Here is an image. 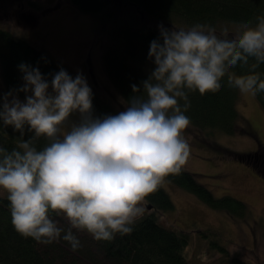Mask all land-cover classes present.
Wrapping results in <instances>:
<instances>
[{
    "label": "clouds",
    "instance_id": "1",
    "mask_svg": "<svg viewBox=\"0 0 264 264\" xmlns=\"http://www.w3.org/2000/svg\"><path fill=\"white\" fill-rule=\"evenodd\" d=\"M157 27L148 50L153 67L131 85L133 95L115 115H95L86 78L63 68L49 80L22 62L23 84L0 92V127L20 137L11 150L0 146V197L22 237L62 239L77 251L73 229L98 241L130 234L146 197L187 162L190 95L222 86L245 96L264 93V13L219 33L202 23Z\"/></svg>",
    "mask_w": 264,
    "mask_h": 264
},
{
    "label": "trees",
    "instance_id": "2",
    "mask_svg": "<svg viewBox=\"0 0 264 264\" xmlns=\"http://www.w3.org/2000/svg\"><path fill=\"white\" fill-rule=\"evenodd\" d=\"M68 1L81 13L96 18L97 27L108 32L110 40L107 43L111 42L102 50L101 64L124 103L133 95L131 85H140L153 67L148 59V50L150 42L159 36V24L180 29L202 23L216 27L219 33L223 27L229 28L264 13V0ZM0 61L3 81L8 90L17 89L23 84V74L18 68L22 62L38 67L49 80L50 73L63 68L44 52L1 28ZM259 70L264 72V65ZM92 93L95 115H115L122 111ZM255 97L264 109V93ZM236 98V90L226 86H222L217 93L203 96L196 92L190 95L191 107L185 114L190 118V124L198 128L219 129L232 135L239 130ZM19 139V133L14 132L11 126L0 127V146L11 150ZM45 142L41 138L37 146L42 147ZM166 179L213 209L225 211L230 216L245 215L246 204L243 201L227 195L214 197L193 173L183 168L179 174H171ZM145 203L151 209L137 219L133 231L123 236L117 234L111 241H98L87 232L73 229L82 246L72 251L62 239L42 244L19 235L11 223L9 202L0 197V264H191L184 254L189 234L163 226L152 212L173 209L168 193L160 186L146 197ZM60 224L65 229L69 227L64 219H60ZM202 235L206 237L204 232ZM210 247L228 255L229 264H252L236 254L229 255L217 241H211Z\"/></svg>",
    "mask_w": 264,
    "mask_h": 264
},
{
    "label": "rangeland",
    "instance_id": "3",
    "mask_svg": "<svg viewBox=\"0 0 264 264\" xmlns=\"http://www.w3.org/2000/svg\"><path fill=\"white\" fill-rule=\"evenodd\" d=\"M97 25L96 18L81 13L68 0H0L1 29L50 56L73 77L81 73L92 92L123 111L125 103L101 64L102 50L111 41L107 43L108 32ZM8 91L0 61V92ZM236 93L238 132L229 135L190 124L183 133L189 144L183 169L193 173L214 197L227 195L243 201L245 215L230 216L213 209L166 178L161 187L173 209L152 211L163 226L189 234L184 254L191 264H229V256L212 249L211 241L225 247L229 255L264 264V168L238 160L255 149L252 128L264 144V109L256 97ZM19 97L23 100L24 93ZM260 153L264 158V149ZM143 207L144 214L150 210L145 202Z\"/></svg>",
    "mask_w": 264,
    "mask_h": 264
},
{
    "label": "flooded vegetation",
    "instance_id": "4",
    "mask_svg": "<svg viewBox=\"0 0 264 264\" xmlns=\"http://www.w3.org/2000/svg\"><path fill=\"white\" fill-rule=\"evenodd\" d=\"M250 133L253 135V138L256 142L255 149L252 152L246 153L241 156L242 161L248 162L253 166H262L264 168V158L263 154L260 153V149H264V144L260 139V134L255 130L251 129Z\"/></svg>",
    "mask_w": 264,
    "mask_h": 264
},
{
    "label": "water",
    "instance_id": "5",
    "mask_svg": "<svg viewBox=\"0 0 264 264\" xmlns=\"http://www.w3.org/2000/svg\"><path fill=\"white\" fill-rule=\"evenodd\" d=\"M238 160L241 161V158L238 157ZM147 209H151V207L149 205H147Z\"/></svg>",
    "mask_w": 264,
    "mask_h": 264
},
{
    "label": "bare ground",
    "instance_id": "6",
    "mask_svg": "<svg viewBox=\"0 0 264 264\" xmlns=\"http://www.w3.org/2000/svg\"><path fill=\"white\" fill-rule=\"evenodd\" d=\"M227 250V249H226ZM229 254V253H228ZM233 255H235V254H233Z\"/></svg>",
    "mask_w": 264,
    "mask_h": 264
}]
</instances>
